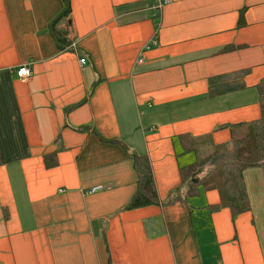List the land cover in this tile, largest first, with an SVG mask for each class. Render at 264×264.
<instances>
[{"label": "crops", "instance_id": "1", "mask_svg": "<svg viewBox=\"0 0 264 264\" xmlns=\"http://www.w3.org/2000/svg\"><path fill=\"white\" fill-rule=\"evenodd\" d=\"M155 4L69 0L59 51L61 0H0V264H264L263 167L242 171L249 210L233 218L180 179L259 115L264 0ZM232 71L244 87L208 95ZM131 153L156 203L125 207Z\"/></svg>", "mask_w": 264, "mask_h": 264}, {"label": "trees", "instance_id": "2", "mask_svg": "<svg viewBox=\"0 0 264 264\" xmlns=\"http://www.w3.org/2000/svg\"><path fill=\"white\" fill-rule=\"evenodd\" d=\"M61 1L63 4L61 11L48 24L49 32L59 51L67 45V41L64 32L56 25L69 12V0ZM243 74L244 71H232L208 77V95H218L244 87L241 81ZM256 90L259 99L258 117L247 122L227 125L230 132L227 142L218 146L213 154L204 159L180 167V179L187 184L189 193L194 190L195 184H200L204 188H216L219 193V203L212 208L225 206L229 209L232 218L249 210L242 171L264 164V77L257 82ZM130 158L136 174V190L125 207L134 208L156 203L147 158L136 153H131ZM206 163L210 168L196 183H193L196 172Z\"/></svg>", "mask_w": 264, "mask_h": 264}, {"label": "built area", "instance_id": "3", "mask_svg": "<svg viewBox=\"0 0 264 264\" xmlns=\"http://www.w3.org/2000/svg\"><path fill=\"white\" fill-rule=\"evenodd\" d=\"M168 0H156V4L154 6H152L155 9H159L163 4L167 3ZM84 62V58H79L78 59V63L82 64ZM16 77H18L19 79H23V78H27L30 73V67L28 65H21L18 68L15 69L14 71ZM94 188L90 189L93 190Z\"/></svg>", "mask_w": 264, "mask_h": 264}, {"label": "water", "instance_id": "4", "mask_svg": "<svg viewBox=\"0 0 264 264\" xmlns=\"http://www.w3.org/2000/svg\"><path fill=\"white\" fill-rule=\"evenodd\" d=\"M91 229L94 234H96L97 224L96 221H92L91 223Z\"/></svg>", "mask_w": 264, "mask_h": 264}, {"label": "rangeland", "instance_id": "5", "mask_svg": "<svg viewBox=\"0 0 264 264\" xmlns=\"http://www.w3.org/2000/svg\"><path fill=\"white\" fill-rule=\"evenodd\" d=\"M205 158V157H204ZM204 158H202V159H204ZM199 160H201V158L199 157ZM261 166L263 167V170H264V164H261ZM257 167V166H256ZM251 168H253V167H251Z\"/></svg>", "mask_w": 264, "mask_h": 264}]
</instances>
